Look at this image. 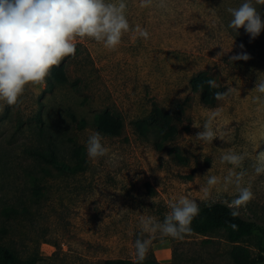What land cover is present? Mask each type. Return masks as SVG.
I'll list each match as a JSON object with an SVG mask.
<instances>
[{
    "label": "rangeland",
    "instance_id": "obj_1",
    "mask_svg": "<svg viewBox=\"0 0 264 264\" xmlns=\"http://www.w3.org/2000/svg\"><path fill=\"white\" fill-rule=\"evenodd\" d=\"M126 2L130 26L147 28V40L130 30L115 49H108L103 42L77 38L75 56L50 70L51 75L62 68L66 82L50 87L45 78L42 84L26 85L17 105L0 101V226L8 229L0 239L19 249L24 259L36 257V264L134 260L141 215L163 222L169 205L181 196L196 200L199 207L235 197V187L222 183L208 197L200 190L210 169L221 181L227 175L232 166L221 164L220 156L229 149L248 153L244 183L251 184L254 199L240 215L264 227V174L255 176L252 169L257 147L264 151V105L254 104L257 93L250 92L257 75L264 79V30L251 39L244 28L237 33L227 27L232 19L227 9L244 0H153L148 8L140 7L141 0ZM257 10L264 19V6L257 5ZM222 51L225 54L217 56ZM241 53L251 58L229 61ZM199 72L213 76L223 91H237L205 106L191 85ZM215 108H221L222 115L214 127L228 131L231 139L204 144L194 136ZM154 111L162 118L180 119L157 143L141 137L134 127L148 124ZM70 113L88 122L109 113L121 122L115 136L99 132L105 147L118 156L115 165L108 157L89 160L86 142L98 131L79 129ZM42 126L46 136L40 134ZM50 138L72 164L77 160L70 153L80 148L83 170L53 168L51 176L44 175L29 151ZM36 189L42 193L39 197ZM11 205H25L30 212L3 215L2 209ZM145 260L264 264V235L254 232L233 243L223 228L203 234L191 230L183 239H161L157 233Z\"/></svg>",
    "mask_w": 264,
    "mask_h": 264
},
{
    "label": "clouds",
    "instance_id": "obj_2",
    "mask_svg": "<svg viewBox=\"0 0 264 264\" xmlns=\"http://www.w3.org/2000/svg\"><path fill=\"white\" fill-rule=\"evenodd\" d=\"M152 4L153 0H141L140 7L148 8ZM257 5L264 6V0H244L238 7H229L227 12L232 19L227 27L237 33L244 28L251 39L258 37L264 30V19ZM127 8L126 0H0V101L7 106H15L26 85L44 83L53 66L60 65L65 57L75 56L74 41L77 38L87 37L103 42L108 49H115L121 43L123 33L130 30L137 33L139 38L147 40L150 35L147 28L130 26ZM240 47L243 49L244 45ZM224 54L222 51L217 56ZM250 58L247 53H241L232 55L229 61H247ZM204 83L210 88L219 87L215 79H208ZM226 89L216 91L213 98L225 101L237 91L236 87ZM250 92L257 93L253 97L254 104L264 105V79L259 75ZM221 115V108L213 109L202 124V130L194 136L195 139L208 144L219 138L227 143L231 139L229 132L214 127ZM102 141L99 132H93L88 137L87 157L92 161L108 157L109 162L115 165L117 154L110 153ZM257 150L252 169L255 176H260L264 174V151ZM247 157L248 153H237L231 149L222 153L220 163L232 167L222 181L216 175H211L210 169L203 176L206 183L200 189L208 197L217 184L234 186L237 194L231 201H224L233 218L238 217L241 208L254 199L251 184L244 183L248 173L243 169V164ZM169 207L170 211L163 222L151 216H140L141 232L134 242V264H143L157 233L161 239H183L191 231V223L200 211L197 201L181 196ZM232 227L235 229L236 225Z\"/></svg>",
    "mask_w": 264,
    "mask_h": 264
},
{
    "label": "trees",
    "instance_id": "obj_3",
    "mask_svg": "<svg viewBox=\"0 0 264 264\" xmlns=\"http://www.w3.org/2000/svg\"><path fill=\"white\" fill-rule=\"evenodd\" d=\"M48 85L51 87L54 82L64 83L67 81V77L62 68H57L52 71V74L46 77ZM208 79H214L213 76L206 74L205 72H199L191 80L192 89L194 92L200 95V100L205 106H213L215 99L213 94L216 91H223L224 88L219 86L218 88H210L206 83ZM72 121L76 124L79 129L85 130L87 127L95 129L106 135L115 136L122 130L121 122L116 119L113 115L106 113L98 115L93 122H88L84 118H78L74 113H70ZM180 119L173 115L166 119L162 118L161 115L154 111L148 124L141 126H134L136 131L141 137L146 139L153 138L154 142L157 143L161 140V136H165V130L172 129V127L179 124ZM40 134L46 136L44 127H40ZM171 134V135H170ZM168 133V137L172 136ZM45 145H39L29 151L30 155L36 161V165L44 175L51 176L53 168L59 169L60 171H82L83 161L85 157L81 152V149L75 147L70 153L71 159H76L77 162L72 164L67 162L61 157V153L58 147V143L55 140L47 139ZM71 140V138H70ZM33 181H37L38 177L34 174L31 175ZM40 190H35L34 195L39 197L41 195ZM199 215H197L191 223V230L197 233H205L212 229L223 228L227 232L228 240L230 242H239L242 238L252 235L254 232H259L264 235V227L260 226L257 221L247 219L241 215L233 218L230 215V209L225 205L224 202H215L211 204H205L199 207ZM30 209L22 205L21 209L13 205L2 209L1 213L6 216H14L19 213L27 214ZM236 225L234 229L232 225ZM8 229L5 225L0 226V237L6 236ZM0 239V264H36L37 258L31 257L24 259L20 256V251L16 247L4 243ZM102 264H134V260L131 259H113L106 260ZM143 264H150L149 261L144 260Z\"/></svg>",
    "mask_w": 264,
    "mask_h": 264
}]
</instances>
